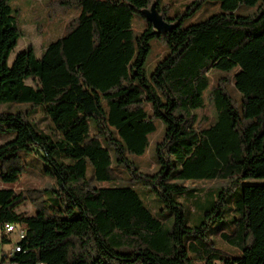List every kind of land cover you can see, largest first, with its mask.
Instances as JSON below:
<instances>
[{
  "label": "trees",
  "instance_id": "16d2710c",
  "mask_svg": "<svg viewBox=\"0 0 264 264\" xmlns=\"http://www.w3.org/2000/svg\"><path fill=\"white\" fill-rule=\"evenodd\" d=\"M72 1L80 13L65 35L39 57L28 46L8 64L21 33L8 0H0V104L28 103L48 120L36 129L30 110L0 111V124L14 131L0 145V179L19 180L20 150L40 151L64 204L46 205L41 189L0 188V225H24L10 262L248 264L250 255L258 258L260 238L246 223L239 184L264 179V0H214L219 13L187 26L177 22L165 33L155 32L141 13L154 3L168 23L179 17L170 18L161 0ZM206 1L191 0L186 9ZM240 4L257 9L237 15ZM135 13L146 21L139 34L131 26ZM151 39L167 52L147 75ZM233 69L239 103L217 76L209 90L215 120L197 127L193 111L205 107L209 72ZM154 119L164 132L153 169L141 171L130 156L145 153ZM88 162L96 181L119 179L116 167L123 166L124 177L149 186L170 218L154 216L133 188L92 186ZM189 180L220 185L196 188L184 184ZM27 201L34 214L18 210ZM1 237L10 240L3 231ZM257 264H264L263 255Z\"/></svg>",
  "mask_w": 264,
  "mask_h": 264
},
{
  "label": "rangeland",
  "instance_id": "374dc122",
  "mask_svg": "<svg viewBox=\"0 0 264 264\" xmlns=\"http://www.w3.org/2000/svg\"><path fill=\"white\" fill-rule=\"evenodd\" d=\"M191 0H161V6L166 7V12L171 18L176 14L170 24L175 25L180 22L182 26L195 24L207 19L209 16L220 12L219 2L214 0H207L203 5L195 8L193 11L186 9V4ZM8 4L12 9V14L16 18L17 27L20 30V36L15 47L11 50L7 63L11 64L15 55L24 48L31 46L37 57H39L49 42H52L63 35L69 29V24L79 15L80 8L72 0H8ZM257 9L256 5L249 6L240 4L235 9L234 13L237 15H250ZM131 26L135 34L142 32L146 26V21L135 13ZM167 47L159 43L156 39L150 41V51L144 63L146 74L149 75L156 63L166 54ZM235 69L230 72H209L210 84L204 91L203 97L205 107L193 111L196 115L194 125L199 128L210 126L215 120V110L209 98L210 87L217 81V76L223 77L222 83L226 87V91L233 97L234 103L237 106L239 103L238 93L234 88L232 82V75ZM30 81H28L29 83ZM147 112H150L149 104L144 105ZM28 103H2L0 104V111L15 113L17 111L30 110L29 119L32 121L36 129H43L47 127L48 120L44 117L39 107L34 110ZM156 129L150 134L149 145L142 155H131L130 160L134 162L141 171H151L155 163V146L156 142L162 137L164 132V124L159 119H154ZM14 136V131L6 128L4 124H0V145L11 140ZM19 162L21 167V175L19 180L15 183H6L0 179V188H10L14 191L22 189H41L44 190L43 198L46 205H54L64 208V204L58 201V193L61 192L57 184L56 176L50 169L48 163L42 158L40 151H26L20 150L18 152ZM114 161V158L111 154ZM49 169V171H48ZM120 178L111 181H96L92 177V167L88 162L86 167V178L94 187H129L137 191L143 204L150 210V212L158 217L160 220L166 222L170 218V211L168 209L162 210V205L157 199L153 190L143 185L137 180H130L125 176V168L123 166L116 167ZM1 172V169H0ZM185 185L202 188L208 186L220 185L217 181L206 180H189ZM239 187L245 192V216L248 226L256 228L257 234L260 238L257 249L261 251V255L256 258L250 255L248 264H257L262 255L264 256V195H251L248 191L250 189L264 190V179H247L243 180ZM246 190H248L246 192ZM55 199L57 202H55ZM19 211L26 214H34L36 212L35 206L29 201L22 203L18 207ZM79 209L74 207L72 216H76ZM252 221V222H251ZM191 224V223H189ZM260 224V225H259ZM4 225H0V261L4 254H7L17 241L16 232L9 234V241H2V229ZM13 225L18 228H23L24 225L19 222H14ZM19 230V229H18ZM251 257V258H250Z\"/></svg>",
  "mask_w": 264,
  "mask_h": 264
},
{
  "label": "water",
  "instance_id": "95a60500",
  "mask_svg": "<svg viewBox=\"0 0 264 264\" xmlns=\"http://www.w3.org/2000/svg\"><path fill=\"white\" fill-rule=\"evenodd\" d=\"M141 13L145 16L146 20L151 24L153 30L158 33H165L171 30L174 25L165 21L161 14L158 13L155 8V4L152 3L149 8L142 9Z\"/></svg>",
  "mask_w": 264,
  "mask_h": 264
},
{
  "label": "built area",
  "instance_id": "2783aa9c",
  "mask_svg": "<svg viewBox=\"0 0 264 264\" xmlns=\"http://www.w3.org/2000/svg\"><path fill=\"white\" fill-rule=\"evenodd\" d=\"M3 233L10 239L9 237V234H11L12 232H16L17 234V240L19 238H22L24 233H23V230H18L16 229L15 227H11V228H1ZM15 250H19V247L18 245L15 243L12 247V249L7 253V254H4L3 257L5 258L6 262L4 264H13L10 262V257L12 256L13 252Z\"/></svg>",
  "mask_w": 264,
  "mask_h": 264
},
{
  "label": "bare ground",
  "instance_id": "6f19581e",
  "mask_svg": "<svg viewBox=\"0 0 264 264\" xmlns=\"http://www.w3.org/2000/svg\"><path fill=\"white\" fill-rule=\"evenodd\" d=\"M11 227H15L14 225L12 224H7L6 226H4L3 228H11ZM16 228V227H15ZM19 230H23V229H20L18 228ZM23 233H24V230H23Z\"/></svg>",
  "mask_w": 264,
  "mask_h": 264
}]
</instances>
